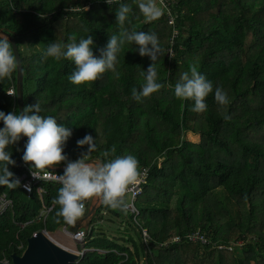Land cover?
Instances as JSON below:
<instances>
[{"label":"trees","instance_id":"obj_1","mask_svg":"<svg viewBox=\"0 0 264 264\" xmlns=\"http://www.w3.org/2000/svg\"><path fill=\"white\" fill-rule=\"evenodd\" d=\"M121 2L132 9L123 25L115 13ZM176 11L179 35L170 56L165 13L145 22L137 0H0V38L15 39L22 59L24 107L39 100L41 115L72 129L67 159L55 167L85 155L102 160L105 150L112 158L135 156L138 172L150 167L136 220L102 202L89 222L87 251L75 264H264V0H178ZM124 31L154 32L162 48L156 62L161 87L140 101L132 91L139 92V73L153 62L128 50L135 45L122 46L114 72L82 84L68 80L71 60L43 56L53 40L88 35L99 55L111 35ZM190 65L227 93L226 105L210 93L206 111L197 113L192 101L175 97L174 85ZM16 76L17 70L0 79V110L6 113L19 111L16 95L7 94ZM86 133L96 139L90 153L77 144ZM191 134L199 140H190ZM9 147L16 160L9 167L19 179L20 143ZM60 186L43 181L28 194L20 184L0 185V197L12 200L0 214V260L21 255L18 246L26 248L41 228L55 233L64 227L54 203ZM102 212L124 227L109 232L100 225ZM197 229L213 243L242 245L219 250L185 238ZM175 236L181 240L171 242Z\"/></svg>","mask_w":264,"mask_h":264},{"label":"clouds","instance_id":"obj_2","mask_svg":"<svg viewBox=\"0 0 264 264\" xmlns=\"http://www.w3.org/2000/svg\"><path fill=\"white\" fill-rule=\"evenodd\" d=\"M105 2L110 4L111 0ZM137 7L145 22L156 20L162 14L155 0H137ZM131 11L128 3H119L115 12L116 22L123 25ZM68 41L64 43L53 40L46 46L43 56L57 61L62 58L71 60L75 69L68 76V80L73 84L94 81L106 71L114 72L118 54L127 43L135 45L128 50L138 52L141 56L146 55L153 62L139 73L142 84L139 92L133 89L132 97L140 101L142 97H148L161 87L156 62L162 48L154 32L124 31L119 35H111L106 45L100 49L99 55H94L92 35L78 41L75 36H69ZM17 65V57L9 39L0 38V79L11 78ZM173 92L181 100L192 101L191 110L197 113L206 111V97L210 93L219 106L229 102L227 93L220 86L213 88L212 82L194 65H190L189 71L180 75ZM42 111L39 100L25 106L23 111L6 113L0 110V185L13 188L20 184V180L9 167L16 165L9 146L16 145L22 137H26V141L21 160L28 165L33 178L49 179V169L67 159L64 145L72 135V129L59 123L53 116L41 115ZM229 118L224 115V119ZM77 144L81 147L87 145V153L94 151L97 146L96 139L90 133H86ZM100 155L102 160H87L85 155L68 162L64 167L59 177L61 186L57 190L54 203L60 206L57 216L63 217L66 223L71 224L82 215L83 201L90 197H99L105 205L113 209H127L125 194L128 186L137 181L138 160L130 154L112 158L108 150Z\"/></svg>","mask_w":264,"mask_h":264},{"label":"built area","instance_id":"obj_3","mask_svg":"<svg viewBox=\"0 0 264 264\" xmlns=\"http://www.w3.org/2000/svg\"><path fill=\"white\" fill-rule=\"evenodd\" d=\"M157 1H158L159 5H160L162 11L165 13V15L167 17L168 24L172 27L171 47L168 50V54L170 56H172L174 54L173 45L175 44V39L179 35V30L176 27V21H177V18H178V14H177L176 8H177V5H178V0H157ZM7 94L9 96L14 97L16 95V87L13 85L7 91ZM19 164L24 169L23 173L21 174V176L19 178L20 186L28 194L32 193V189H33L34 186L39 185L43 181L55 182V183L60 184L59 183V177L62 174V172L50 170L49 179L41 180V179L33 178L31 176L28 165L25 164L22 160L19 161ZM149 169H150V167H144L138 172L137 181L134 184H131V185L128 186V191L125 194V200H126V202L128 204V207H127L126 211L128 213H130L131 215H133L135 220H136V218L138 217V215L140 213L138 208H137L136 202L138 200V197L143 192L144 185L147 183V178H148V175H149ZM52 177H55V179H53ZM24 185H28L29 187L25 188ZM38 191H39V193H41L43 191V189L38 187ZM90 198H88V199L83 201V204H84L83 211L86 210V202ZM10 207H12V200H10L5 194H3L0 197V214L4 213ZM69 225H70L69 223L65 222V225H64L63 229H64L65 233H67L68 235L71 236V238H73L74 240L82 243V250L79 251V259H80V258H82L84 256V254L87 251V249L84 247L86 233H85V230L82 229V228L79 229L76 233H72V232H70V230L68 228ZM143 237H144L145 241L150 239V236H149V234H148V232L146 230L143 231ZM185 238L187 240L191 241V242H197V243H200V244L205 245V246H212V247L214 246L215 248H217L219 250L226 249V250H229V251H233L235 249V245H237V246L242 245V241H236V243H234V244L231 243V244H228V245L227 244H221V243H213L204 234L201 233L200 229H197L196 231L188 234ZM180 240H181L180 236H175L173 239H171V242H179ZM166 244H167V242L164 243V245H166ZM18 249L24 251L25 247L21 243L18 246ZM0 264H12L11 256L10 257L9 256H4L0 260Z\"/></svg>","mask_w":264,"mask_h":264},{"label":"water","instance_id":"obj_4","mask_svg":"<svg viewBox=\"0 0 264 264\" xmlns=\"http://www.w3.org/2000/svg\"><path fill=\"white\" fill-rule=\"evenodd\" d=\"M1 36L5 37L2 33ZM10 43L13 46L14 54L17 57V76H16V97L18 110L24 109V91H23V78L24 70L22 66V59L15 39H10ZM26 141V137H22L19 141L21 154L23 152V146ZM95 160V159H88ZM63 167H52L49 170L62 172ZM97 200V206L89 208L84 218L74 222L69 228L70 232L76 233L79 229H84L86 236L89 233V222L94 216L96 210L101 206L102 200L99 197H93L91 202ZM12 264H75L79 260V251L68 250L65 247L59 245L49 237V233L46 229L40 230L32 234L28 240L25 250L21 255L17 253L11 254Z\"/></svg>","mask_w":264,"mask_h":264},{"label":"rangeland","instance_id":"obj_5","mask_svg":"<svg viewBox=\"0 0 264 264\" xmlns=\"http://www.w3.org/2000/svg\"><path fill=\"white\" fill-rule=\"evenodd\" d=\"M155 3H156L157 6L161 9V7H160V5H159V3H158L157 0H155ZM161 11H162V9H161ZM188 138H189L190 140H192V141H198V140H199V137L196 136V135H194V134L188 135ZM96 201H97L96 199H95L93 202L89 201V203H87L88 207H89V208L92 207V206H97V207H98V205H99L98 203H99V202L96 203ZM102 213H103L105 219H104V221H102V222L100 223V225L103 226V227H105V228H107L109 232H111V233L114 234V233L117 232L118 230H119V231L121 230V229H119V228L124 227V224L121 223L122 220H120L119 218H114V217L110 216L109 213H107V212H102ZM84 214H85V211H83V212H82V215L79 216V217L76 218V219H80L82 216H84ZM110 218H112V219H110ZM107 220H112V222H111V221H107ZM40 225H41V223L38 222L36 227H37V228H41ZM69 228H70V227H69ZM41 229H42V228H41ZM41 229H40V230H41ZM40 230H39V231H40ZM116 230H117V231H116ZM55 236H57V235H56V232H55V233H49V237H50L51 239L56 240ZM70 245H72L71 248L73 247L75 250H78V251H81V250H82V249H81V248H82V243H80V242H78V241L72 239L71 237H70Z\"/></svg>","mask_w":264,"mask_h":264},{"label":"crops","instance_id":"obj_6","mask_svg":"<svg viewBox=\"0 0 264 264\" xmlns=\"http://www.w3.org/2000/svg\"><path fill=\"white\" fill-rule=\"evenodd\" d=\"M92 198H93V197H91V198L86 202V204L89 203V201H91ZM88 210H89V207H88V208L86 207V210H85V211H86V214H87ZM45 214H46V213H45ZM86 214H85L84 216H86ZM84 216H82L80 219L84 218ZM80 219H76L74 222H76V221H78V220H80ZM74 222H73V223H74ZM73 223H72V224H73ZM72 224H70V225L68 226V228L71 227ZM89 226H90V225H89ZM56 235H57V236H55V238H56V241H57V242H59L60 244H63L65 247H70V248H71V246H72V245H70V237H71V236L68 235L67 233H65L63 228H62L61 230L57 231V232H56ZM72 239H73V238H72Z\"/></svg>","mask_w":264,"mask_h":264},{"label":"bare ground","instance_id":"obj_7","mask_svg":"<svg viewBox=\"0 0 264 264\" xmlns=\"http://www.w3.org/2000/svg\"><path fill=\"white\" fill-rule=\"evenodd\" d=\"M52 240H54V239H52ZM56 243H58L59 245H61V246H63V247H65L63 244H60L59 242H57L56 240H54ZM66 249H68V250H72V251H75V249L72 247V248H70V247H65Z\"/></svg>","mask_w":264,"mask_h":264}]
</instances>
